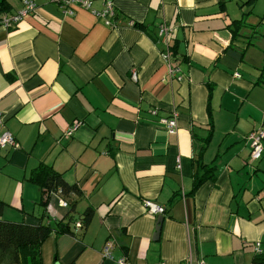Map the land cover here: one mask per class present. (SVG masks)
I'll use <instances>...</instances> for the list:
<instances>
[{"label":"crops","instance_id":"1","mask_svg":"<svg viewBox=\"0 0 264 264\" xmlns=\"http://www.w3.org/2000/svg\"><path fill=\"white\" fill-rule=\"evenodd\" d=\"M22 1L0 0V17ZM33 1L18 24H0L2 128L18 142L0 148L1 219L64 216L28 179L43 164L80 189L77 210L94 212L80 236L50 233L42 264H119L102 256L106 244L128 264L264 259V151L251 161L246 139L264 126V0H109V24ZM243 12L261 26L252 44L248 28L231 31ZM173 116L170 133L161 119ZM145 201L164 207L158 236Z\"/></svg>","mask_w":264,"mask_h":264},{"label":"trees","instance_id":"2","mask_svg":"<svg viewBox=\"0 0 264 264\" xmlns=\"http://www.w3.org/2000/svg\"><path fill=\"white\" fill-rule=\"evenodd\" d=\"M251 1L246 0L245 3ZM242 16L241 19L232 22L234 27L231 31L235 37L243 36L238 29L241 27L248 28L251 33L246 37L250 38L248 43L252 44L251 38H255L254 34H257V27L260 25L245 23L246 12H243ZM203 177L204 174L196 176V186L202 181ZM28 179L40 188L41 199L39 204L43 208L49 195L53 194L65 202L67 210L54 226L42 220L36 225H30L2 220L1 214L5 204L0 201V264H6V262L7 264H42L40 246L50 233L80 236L93 216L94 210L89 206L82 211L77 210V203L82 196L80 189L76 185L66 182L50 166L43 164L37 166ZM76 223L79 224L78 227ZM255 263L264 264V259L257 256L255 257Z\"/></svg>","mask_w":264,"mask_h":264},{"label":"built area","instance_id":"3","mask_svg":"<svg viewBox=\"0 0 264 264\" xmlns=\"http://www.w3.org/2000/svg\"><path fill=\"white\" fill-rule=\"evenodd\" d=\"M55 5L62 9L65 14L72 15L74 13V7H82L84 9L91 10L97 16L104 18V22L109 24L107 19L108 16H111L114 11V7L111 1L106 0L104 2V7L100 11H94L91 9L92 0H51ZM37 5L33 0H23L22 7L17 10L15 13L10 15H4L0 17V24L5 26L6 28H10L13 25L18 24L21 20L27 17L29 14L33 13L36 9ZM159 35L166 37L169 33L168 28L164 24L159 25ZM165 60L169 61L170 56L168 53L163 54ZM237 75V74H236ZM132 76L135 77V73L132 72ZM161 123L164 125L166 130L170 133L174 132L176 126L175 117L161 119ZM79 124V122H75L72 126H69L67 130H65L64 134L67 136H71L75 127ZM3 116L0 113V148H11L16 149L18 147V142L15 137L6 129H3ZM246 139L249 143L250 152L249 159L251 161L257 160L260 158L262 151H264V126H261L255 130L250 131ZM63 206H66L65 202L60 201ZM145 207L149 212L155 215L163 214L164 207L159 205H154L148 201H145ZM78 227L79 224L76 223ZM109 244H106L102 248V256L104 258L115 260L119 264H128L125 261V258H115L110 252ZM254 250L256 253H259L260 250V242H255ZM186 264H207L202 260H194L190 255L185 259ZM164 264V263H162Z\"/></svg>","mask_w":264,"mask_h":264},{"label":"water","instance_id":"4","mask_svg":"<svg viewBox=\"0 0 264 264\" xmlns=\"http://www.w3.org/2000/svg\"><path fill=\"white\" fill-rule=\"evenodd\" d=\"M162 221H163V216H162V214L157 215V220H156L157 226H156V228H155L156 236L159 235Z\"/></svg>","mask_w":264,"mask_h":264},{"label":"rangeland","instance_id":"5","mask_svg":"<svg viewBox=\"0 0 264 264\" xmlns=\"http://www.w3.org/2000/svg\"><path fill=\"white\" fill-rule=\"evenodd\" d=\"M6 264H7V262H6Z\"/></svg>","mask_w":264,"mask_h":264}]
</instances>
